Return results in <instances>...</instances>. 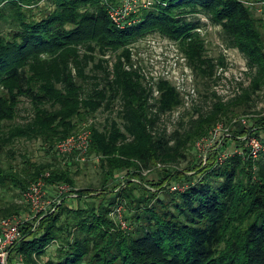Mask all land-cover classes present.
<instances>
[{
	"label": "trees",
	"instance_id": "16d2710c",
	"mask_svg": "<svg viewBox=\"0 0 264 264\" xmlns=\"http://www.w3.org/2000/svg\"><path fill=\"white\" fill-rule=\"evenodd\" d=\"M263 1L152 0L134 15V24L121 27L109 16L120 0H0V20L8 23L0 31V149L18 138L40 139L54 157L46 163L26 160L30 168L24 175L0 166V186L20 188L24 197L49 171L51 198L60 185L70 188L54 210L22 224L12 257L21 256L25 264L85 259L91 264H264V150L253 157L248 145L254 136L264 146V108L251 110L257 99L264 101V9L258 12L256 5ZM208 24L219 27L224 45L237 49L248 68V83H240L226 100L212 90L225 57L209 56L198 31ZM151 34L176 41L195 79L210 84L206 108L198 97L175 122L162 120L182 106L177 89L159 80L154 96L141 75L125 66L130 45ZM111 53L112 65L105 60ZM23 97L33 116L18 123ZM116 100L120 121L89 126V154L99 156L102 187L126 171L125 188L115 186L108 200L89 187L77 189L72 168L78 162L59 156L54 146L77 132L88 115L101 107L111 110ZM218 124L230 132L221 148L228 150L229 143V155L219 161L217 149L201 163L195 154L186 170L176 168ZM154 166L160 167L158 180H146L142 171ZM132 179L139 181L143 196L128 190ZM119 203L126 228L111 215ZM126 207L133 209L131 218ZM1 213L3 218L24 211L18 206ZM55 242V255L44 258Z\"/></svg>",
	"mask_w": 264,
	"mask_h": 264
},
{
	"label": "rangeland",
	"instance_id": "374dc122",
	"mask_svg": "<svg viewBox=\"0 0 264 264\" xmlns=\"http://www.w3.org/2000/svg\"><path fill=\"white\" fill-rule=\"evenodd\" d=\"M43 4V3H42ZM41 4V5H42ZM8 23L4 20H0V31H3L7 28ZM206 28L201 33L203 37L205 38L206 47H207V54L213 58H219L223 54L222 45L224 43L222 42L220 29L217 26L213 25H206ZM149 37L154 38L155 40H146L144 42H138L135 44V53L138 55V61L141 65L145 67L146 70L153 72L157 71L159 73H166L168 72L169 82L175 83L178 80L184 79L185 81L188 80V77H186L187 71L185 70V64L183 61V58L181 56V53L178 51L176 46L174 44H170L168 42V39H163L158 34L153 35L151 34ZM231 51H228L227 53V59L231 63V68L229 70L230 76L238 75L241 72V68L243 66V58L242 55L239 52H235V50L230 49ZM112 55V56H110ZM109 57L106 56L105 60L109 59L111 62L114 61V55L110 54ZM109 61V62H110ZM102 75V74H101ZM191 75V74H190ZM192 82H190L197 91V96L199 97V105L203 106V108H206L208 104L211 102V96L210 91H208V87L203 84L202 81L196 80L195 75L192 71ZM212 85V82H211ZM211 89V86H210ZM209 89V90H210ZM113 107L111 110H107L104 107H101L97 112L90 114L86 117V119L82 122L81 128L83 126H90V124H97L99 127H103V125L108 121L109 118H116L118 121H120L119 115L117 110L120 108V101L116 100L113 104ZM264 108V101L262 99H257L254 102V105L252 106L251 110L258 111L263 110ZM183 108H181L182 110ZM33 116V107L31 102L28 98L23 97L22 101L19 104L18 109V115L15 122L23 123ZM247 122V121H243ZM14 123V122H12ZM80 128V129H81ZM79 129V130H80ZM78 130V131H79ZM229 136H224L223 141H220L218 144L217 142L213 141V145L209 148L208 152H206V158H204V153L199 151L197 147L196 150L190 151V153L187 156V159L182 160L179 162L176 166V168L186 170V168L189 165L190 160H194V155L198 159L196 161H206L208 153L216 151L217 149H220L218 158L224 153L227 154L233 149L230 147V144L228 143L227 149L222 152L221 148L225 147V143L227 142ZM229 142V141H228ZM90 148V145H89ZM198 150V151H197ZM26 160H31L35 163H46V162H53L54 157L52 156L51 152L46 148V146L42 143L40 139H28V138H18L14 142H12L9 145L4 146L2 149H0V166L6 170H8L10 167H12L17 172H20L24 175L25 171L28 170L30 167L28 166V163ZM201 162V163H203ZM191 163V162H190ZM160 167H152V169L144 170L142 171V174L145 176L146 180L149 181H156L158 180L159 174H160ZM72 171L74 172V177L76 181V187L83 188V187H89L97 194L103 193L102 195L105 196L108 200H110L115 192H111L115 186H117V190L125 188L127 182H126V171H120L116 173V178L112 181H109L107 186L104 188L101 185V180L103 176L104 170L100 166L99 162V156L96 154H89L88 149V155L86 157V160L84 161H78V164L73 166ZM135 184H133L131 187H128V190L132 188L130 192H132L133 196H143L145 194L144 190L141 188L139 181L135 179H132ZM148 181V182H149ZM107 191H104V189ZM116 189V188H115ZM170 193V192H169ZM166 192H161L159 196L165 195ZM73 197V196H70ZM89 203L92 202L90 199ZM120 200V198L118 199ZM97 201V200H96ZM74 205H76L75 202H73ZM79 204V203H78ZM20 207L23 209L24 213L28 212V208L26 204L24 203V197L23 193L21 192L20 188H12V189H6L4 187L0 186V216L2 215L1 211L7 207ZM133 210V209H132ZM125 209V215L131 218L133 215V211ZM130 221V220H129ZM131 228L135 226V223L133 221H130ZM58 246V243L51 244L47 252L44 254V258H47L48 256L55 255L56 247ZM80 264H91L88 262L87 259L82 261Z\"/></svg>",
	"mask_w": 264,
	"mask_h": 264
},
{
	"label": "built area",
	"instance_id": "2783aa9c",
	"mask_svg": "<svg viewBox=\"0 0 264 264\" xmlns=\"http://www.w3.org/2000/svg\"><path fill=\"white\" fill-rule=\"evenodd\" d=\"M152 0H120L118 5H115L110 8L109 16L111 20L118 26L124 27L134 24L137 20L134 18V15L141 8H147L150 6ZM257 11L262 12L264 9V1L257 3ZM202 21L207 22L208 20L202 17ZM204 29H198L201 33ZM156 35V34H153ZM150 35L141 38L136 41L134 44L130 45V63L125 65L127 69L136 70L142 77L143 81L148 87H151L154 96H158L159 92L157 90L156 84L159 80H166L169 82L168 72L159 73L157 71L150 72L145 69L143 65L138 61V55L135 53V44L138 42H144L146 40H155L154 38L149 37ZM160 36V35H158ZM161 37V36H160ZM163 39H168L166 37H161ZM170 44H174L178 51L181 53L185 64V70L187 71L186 77L188 80L180 79L172 85L177 89L179 94L182 97L183 103L182 106L178 109H174L171 112H168L162 115V120L170 118L172 122H175L179 117L181 108L190 107L194 102L197 101V91L196 88L190 83L192 82V69L187 62V58L179 49L178 43L176 41L168 39ZM223 54L225 57V66H219L216 70L215 77L216 83H213L212 90L216 92V94L223 96L224 100L229 97H232L238 92V85L240 83L246 85L248 83V79L245 76V72H247L248 68L246 65V60L242 56L243 66L241 68V72L237 75L230 76V68L231 63L226 60L228 51L233 48H227L225 45H222ZM235 52H238L237 49H233ZM109 57V56H108ZM112 65V62H109ZM191 74V75H190ZM167 122V121H166ZM168 130L171 128L170 124H167ZM224 136H230V132L228 128H226L223 124H218L215 126L209 133L208 136L201 138L197 142V149L204 153V158H206V152H208L209 148L213 145V141L218 144L220 141H223ZM91 141V130L88 126H83L79 131L71 134L70 136L61 139L55 143L54 149L57 154L61 157L71 156L73 159L78 161L86 160L88 155V149ZM248 145L250 148V152L253 157H256L261 150H264V146L260 142V140L254 136L248 139ZM229 153H224L218 158L219 161H222ZM49 171H46L40 176L36 181L31 183L27 191L24 193V202L28 208V212L24 214H13L7 217L0 218V264H25L21 256L17 255L12 257L11 252L15 243L19 240L21 232L20 227L26 221L31 220L36 217L38 213H42L45 215L48 211H52L55 209V204L60 203V195L63 192L68 191L66 185H60L57 187V194L53 195L51 198L47 189H46V180L45 178L49 176ZM175 188L174 186L172 187ZM70 195V196H74ZM111 215L119 222L122 228H126V222L123 220V206L122 204H118L114 207L111 212ZM37 225V223L35 224Z\"/></svg>",
	"mask_w": 264,
	"mask_h": 264
}]
</instances>
